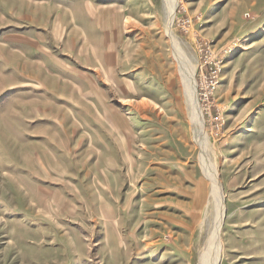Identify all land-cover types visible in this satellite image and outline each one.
I'll use <instances>...</instances> for the list:
<instances>
[{"label":"rangeland","instance_id":"obj_1","mask_svg":"<svg viewBox=\"0 0 264 264\" xmlns=\"http://www.w3.org/2000/svg\"><path fill=\"white\" fill-rule=\"evenodd\" d=\"M176 2L0 0V264H200L192 65L219 264H264V0Z\"/></svg>","mask_w":264,"mask_h":264},{"label":"bare ground","instance_id":"obj_2","mask_svg":"<svg viewBox=\"0 0 264 264\" xmlns=\"http://www.w3.org/2000/svg\"><path fill=\"white\" fill-rule=\"evenodd\" d=\"M168 2V26L171 27L172 20L175 14L176 0H167ZM170 5V6H169ZM170 30V29H169ZM172 35V34H171ZM196 65H192L190 70L185 73L184 81L187 85V93L191 96L193 102V121L196 120V136L199 143L202 145V154L200 155V163L206 177L212 182V194L208 199L210 210L213 213L211 228L209 229L206 246L200 254V264H219L221 258L222 239L221 230L223 220L226 215V202L223 194V186L219 178L218 170L215 165H212L205 154L207 135L203 129V117L200 109L197 107V88L194 77ZM186 91V90H185ZM207 158V159H206ZM209 209V208H208ZM211 213V214H212ZM212 216V215H211ZM208 224V223H207ZM208 233V232H207Z\"/></svg>","mask_w":264,"mask_h":264}]
</instances>
